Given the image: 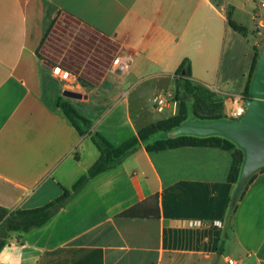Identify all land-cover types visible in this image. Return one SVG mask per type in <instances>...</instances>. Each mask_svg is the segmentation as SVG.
<instances>
[{
	"label": "crops",
	"instance_id": "obj_1",
	"mask_svg": "<svg viewBox=\"0 0 264 264\" xmlns=\"http://www.w3.org/2000/svg\"><path fill=\"white\" fill-rule=\"evenodd\" d=\"M256 1L0 0V207L7 215L43 207L72 192L99 158L91 135L80 136L57 107L63 101L92 121L91 133L120 145L176 115L177 93L197 113L176 84L187 60L190 82L219 100L226 119L225 99L244 94L264 36L249 28ZM62 14L114 41L131 58L127 72L88 86L60 82L38 47ZM67 88L82 97L60 100ZM157 95L165 99L161 112ZM118 118L124 124L112 134ZM231 164L232 151L220 148L147 152L142 144L88 180L42 226L0 227V264H264V168L230 210Z\"/></svg>",
	"mask_w": 264,
	"mask_h": 264
},
{
	"label": "trees",
	"instance_id": "obj_2",
	"mask_svg": "<svg viewBox=\"0 0 264 264\" xmlns=\"http://www.w3.org/2000/svg\"><path fill=\"white\" fill-rule=\"evenodd\" d=\"M230 25L235 31L239 32L240 34H245L244 28L236 25L233 22H230ZM50 30L51 28H49L46 32L44 38L42 39V42L46 39ZM255 51L256 57L251 70V79L248 82L246 90L244 92V95L248 99L250 98V85L255 71L257 58L260 52L259 49H256ZM190 76V66L187 60H184L176 71V84L178 88L182 92H184L183 94L193 97L196 100L194 103L196 104L198 109V106L201 105L204 108V104L206 103L213 108L221 109L222 104L218 103L219 100L214 95L210 94L206 96L204 93H202L197 86L193 85V83L190 82ZM175 97L176 100L179 101V111L176 115L151 123L150 125L140 129L135 136L131 137L120 145H113L97 132L91 133V124L86 118L79 115L69 103L65 101L58 103L57 107L62 110L63 114L74 126L80 136L84 134L91 135V140L97 147L100 156L96 160V162L88 169L87 174L82 176L76 182L72 189V192L64 191L63 195L53 202H50L43 207L32 210L14 211L9 215H7L6 210L0 207V227L4 231L26 232L29 229L42 226L59 208L64 205L65 201L71 196V194L79 191L88 182V180L117 166L132 153H134L142 144L144 145L147 152H159L168 149H176L179 147H214L226 151H232V164L228 175V181L236 185L240 175V165L244 162V151L231 140L222 136L195 137L182 135L177 137H163V134L170 133L172 130L191 119H198L201 121L225 119L223 116L218 114L209 118H202L198 116L195 111H193V114L190 115L188 113V103L184 101L182 97H179L178 93ZM158 133H161V137L158 139H154L155 135ZM241 196L242 193L240 197ZM235 207V205L232 207L230 206V209L234 210Z\"/></svg>",
	"mask_w": 264,
	"mask_h": 264
},
{
	"label": "rangeland",
	"instance_id": "obj_3",
	"mask_svg": "<svg viewBox=\"0 0 264 264\" xmlns=\"http://www.w3.org/2000/svg\"><path fill=\"white\" fill-rule=\"evenodd\" d=\"M256 2V13H258L259 2L258 0ZM259 19H264V17H258L256 21L249 26V28L251 29L254 26L255 30ZM259 32L264 34V30ZM262 44H264V36H262L261 43L258 48L259 51ZM38 53L40 58L51 68V72H53L54 68L57 67L74 76L73 80L71 79L70 81L63 82L65 86L70 88L73 87L77 81H80L83 85L88 86L99 83L103 79L107 78L111 74L110 68L112 62L118 55H120V49L111 39L99 35L94 30L74 18L66 14H62L55 20L48 36L38 47ZM57 79H59L60 82L62 81L60 78ZM65 90L71 89L67 88ZM62 98L64 99L65 97L60 96L59 99L61 100ZM193 100L194 102L196 101L194 98ZM68 101L72 102L70 99H68ZM198 107L200 110L197 111V115L202 118H209L218 114L217 108L210 106L203 108L202 105ZM161 117L162 116H159V118ZM131 119L135 124L137 123L135 120V111L133 110V106H131ZM89 122L92 123V121ZM123 124L124 122L122 118H118L114 122V125L108 128V130L112 134H115L117 130L116 128L122 127ZM121 132L123 137L128 135L127 130L124 131L123 129ZM160 137L161 133H158L155 135L154 139H158ZM163 137L167 138L168 134H163ZM110 140H112V138Z\"/></svg>",
	"mask_w": 264,
	"mask_h": 264
},
{
	"label": "water",
	"instance_id": "obj_4",
	"mask_svg": "<svg viewBox=\"0 0 264 264\" xmlns=\"http://www.w3.org/2000/svg\"><path fill=\"white\" fill-rule=\"evenodd\" d=\"M62 96L71 99L82 97L80 93L71 90H64ZM245 109L244 115L239 119H191L168 133V137L222 136L244 151V162L231 199L232 206L238 201L252 175L264 168V44L257 58L250 85V98L245 102Z\"/></svg>",
	"mask_w": 264,
	"mask_h": 264
},
{
	"label": "built area",
	"instance_id": "obj_5",
	"mask_svg": "<svg viewBox=\"0 0 264 264\" xmlns=\"http://www.w3.org/2000/svg\"><path fill=\"white\" fill-rule=\"evenodd\" d=\"M258 2H259L258 4L259 12L256 15V19L260 16L264 17V0H258ZM256 30L257 31L264 30V19H259L257 21ZM130 62H131L130 56L121 55V54L118 55L115 58V60L112 62V65L110 68L111 73L116 74L119 77L123 76L127 72ZM53 74L57 78H60L62 81H70L71 79L73 80L74 78L72 74L62 70L61 68H57V67L54 68ZM247 100L248 98L244 94L228 96L224 102L226 119L235 120V119H239L240 117H242L246 111L245 102ZM152 101H153V104L156 110L161 112L165 106L164 96L157 95L153 98ZM189 225L201 226L202 222L191 221L189 222ZM227 263L228 264H239L237 261L233 259H228Z\"/></svg>",
	"mask_w": 264,
	"mask_h": 264
}]
</instances>
